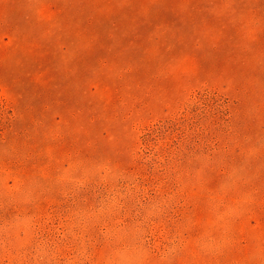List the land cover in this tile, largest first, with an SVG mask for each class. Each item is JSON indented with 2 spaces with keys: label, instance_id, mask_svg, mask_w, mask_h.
Instances as JSON below:
<instances>
[{
  "label": "rangeland",
  "instance_id": "1",
  "mask_svg": "<svg viewBox=\"0 0 264 264\" xmlns=\"http://www.w3.org/2000/svg\"><path fill=\"white\" fill-rule=\"evenodd\" d=\"M0 264H264V0H0Z\"/></svg>",
  "mask_w": 264,
  "mask_h": 264
}]
</instances>
